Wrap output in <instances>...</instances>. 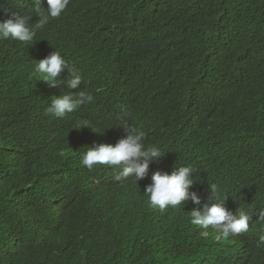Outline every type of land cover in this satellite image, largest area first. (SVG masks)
<instances>
[{
    "label": "trees",
    "instance_id": "1",
    "mask_svg": "<svg viewBox=\"0 0 264 264\" xmlns=\"http://www.w3.org/2000/svg\"><path fill=\"white\" fill-rule=\"evenodd\" d=\"M24 3L34 23V4ZM69 6L33 45L0 54V264H264L258 254L242 261L228 251L212 261L189 232L161 231L176 224L179 211L148 222L129 214L125 203L156 171L191 166L192 190L200 195L215 183L236 190L244 209L264 208V0ZM55 49L81 72L93 103L132 104L152 124L146 142L165 155L138 183L73 166L83 148L67 122L39 133L35 98L42 81L32 68ZM117 50L128 54L117 57ZM211 80L222 97L239 96L238 112L223 130L184 128L171 110L188 106L194 84ZM190 202L181 206L184 214Z\"/></svg>",
    "mask_w": 264,
    "mask_h": 264
},
{
    "label": "clouds",
    "instance_id": "2",
    "mask_svg": "<svg viewBox=\"0 0 264 264\" xmlns=\"http://www.w3.org/2000/svg\"><path fill=\"white\" fill-rule=\"evenodd\" d=\"M28 1L34 4L38 17L34 23L24 13L30 11L24 0H0V54L15 44L33 45L37 33L78 0ZM126 54L121 50L116 52L121 58ZM65 70L68 76L62 78ZM32 74L42 81L35 98L36 115L41 120L39 133L53 132L59 121H63L80 136L76 145L83 148L82 160L77 159L80 163L73 166L100 169L98 175L111 176L108 180L133 177L138 183L146 177L150 163L165 155L160 146L146 142L147 134L154 135L152 124L140 108L132 104L122 106L117 99L93 103L94 96L86 91L88 85L81 72L59 50L36 62ZM226 79L219 80V84H224ZM123 87L124 83L118 86L119 94ZM193 89L195 99L188 106L172 109V117L187 129H225L238 112L239 96L222 97L218 83L212 80L200 87L194 84ZM105 131L113 135L102 137ZM163 171L153 173L146 186L141 190L135 188L136 193L126 199L129 214L150 222L156 216L166 217L179 211L176 224L162 228L163 233L173 229L189 232L194 242L204 245L208 256H215L212 261L228 251L231 259L246 261L258 254L264 262V208L256 212L244 209L237 203L240 197L236 190L219 189L215 183L209 184L200 195L192 190L196 180L191 166ZM189 201L184 214L181 206Z\"/></svg>",
    "mask_w": 264,
    "mask_h": 264
},
{
    "label": "bare ground",
    "instance_id": "3",
    "mask_svg": "<svg viewBox=\"0 0 264 264\" xmlns=\"http://www.w3.org/2000/svg\"><path fill=\"white\" fill-rule=\"evenodd\" d=\"M81 158L82 157H78V160L81 161L82 160ZM230 249H234V248L230 246Z\"/></svg>",
    "mask_w": 264,
    "mask_h": 264
}]
</instances>
